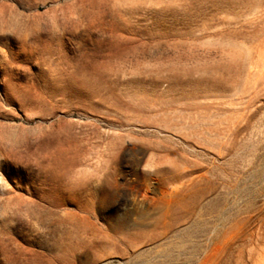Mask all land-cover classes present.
I'll return each mask as SVG.
<instances>
[{
  "label": "rangeland",
  "instance_id": "374dc122",
  "mask_svg": "<svg viewBox=\"0 0 264 264\" xmlns=\"http://www.w3.org/2000/svg\"><path fill=\"white\" fill-rule=\"evenodd\" d=\"M0 264H264V0H0Z\"/></svg>",
  "mask_w": 264,
  "mask_h": 264
}]
</instances>
